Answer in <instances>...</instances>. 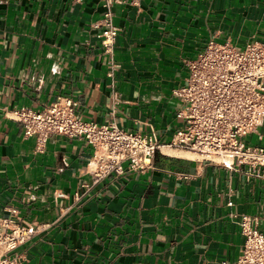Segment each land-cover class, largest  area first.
Masks as SVG:
<instances>
[{"label":"crops","instance_id":"obj_1","mask_svg":"<svg viewBox=\"0 0 264 264\" xmlns=\"http://www.w3.org/2000/svg\"><path fill=\"white\" fill-rule=\"evenodd\" d=\"M114 11L110 74L101 0H0V217L50 224L20 247L23 264L234 262L241 215L264 232V173L164 146L152 166L94 182L92 144L51 134L38 151L12 110L68 96L85 120L167 144L183 125L173 89L186 60L212 38L264 40V0H122ZM245 140L264 146V122Z\"/></svg>","mask_w":264,"mask_h":264},{"label":"built area","instance_id":"obj_2","mask_svg":"<svg viewBox=\"0 0 264 264\" xmlns=\"http://www.w3.org/2000/svg\"><path fill=\"white\" fill-rule=\"evenodd\" d=\"M101 1L104 12L99 36L112 74L120 65L114 56L120 29L114 6L122 0ZM186 64L189 74L185 83L173 89L183 125L167 144L154 134L85 120L68 96H58L43 109L14 108L12 117L24 124L26 137H35L38 151L44 150L51 134L86 139L95 150L89 163L94 182L124 172L126 163L133 169L152 166L164 146L196 153L204 161L229 169L263 175L264 146L248 144L245 138L264 122V40L254 38L238 46L212 38ZM239 224L245 236L243 248L234 262L225 264H264V232L247 214L241 215ZM49 225L0 217V264H23L20 247Z\"/></svg>","mask_w":264,"mask_h":264},{"label":"rangeland","instance_id":"obj_3","mask_svg":"<svg viewBox=\"0 0 264 264\" xmlns=\"http://www.w3.org/2000/svg\"><path fill=\"white\" fill-rule=\"evenodd\" d=\"M251 144V143H250Z\"/></svg>","mask_w":264,"mask_h":264}]
</instances>
